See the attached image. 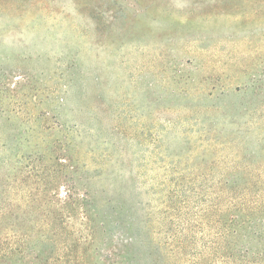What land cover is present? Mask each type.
<instances>
[{"label": "rangeland", "instance_id": "rangeland-1", "mask_svg": "<svg viewBox=\"0 0 264 264\" xmlns=\"http://www.w3.org/2000/svg\"><path fill=\"white\" fill-rule=\"evenodd\" d=\"M0 264H264V0H0Z\"/></svg>", "mask_w": 264, "mask_h": 264}, {"label": "trees", "instance_id": "trees-1", "mask_svg": "<svg viewBox=\"0 0 264 264\" xmlns=\"http://www.w3.org/2000/svg\"><path fill=\"white\" fill-rule=\"evenodd\" d=\"M0 256H1V254H0Z\"/></svg>", "mask_w": 264, "mask_h": 264}]
</instances>
